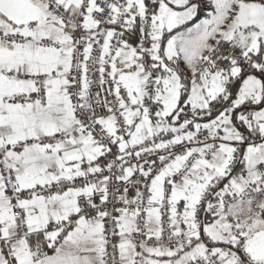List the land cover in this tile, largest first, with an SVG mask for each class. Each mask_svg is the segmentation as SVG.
<instances>
[{
    "label": "snow or ice",
    "instance_id": "snow-or-ice-1",
    "mask_svg": "<svg viewBox=\"0 0 264 264\" xmlns=\"http://www.w3.org/2000/svg\"><path fill=\"white\" fill-rule=\"evenodd\" d=\"M0 264H264V0H0Z\"/></svg>",
    "mask_w": 264,
    "mask_h": 264
}]
</instances>
